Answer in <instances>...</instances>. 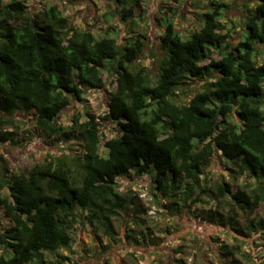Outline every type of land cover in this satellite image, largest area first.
I'll return each mask as SVG.
<instances>
[{
	"label": "trees",
	"instance_id": "obj_1",
	"mask_svg": "<svg viewBox=\"0 0 264 264\" xmlns=\"http://www.w3.org/2000/svg\"><path fill=\"white\" fill-rule=\"evenodd\" d=\"M114 1L121 21L134 24L131 1ZM207 1L212 9L190 38L166 26V53L154 77L137 63L148 45L145 35L120 46L74 27L60 4L32 17L23 0H0V143H14L17 128L4 130L15 126L17 114H32L43 135L79 142L81 153L66 150L18 174L0 155V216L10 224L0 226V264H48L47 254L67 260L60 250L72 246L77 209L114 239V219L133 203L118 191V180L133 171L152 176L161 199H173L162 205L170 212H180L179 202L195 203L196 189L216 200L230 196L250 213L264 207V0L247 1L256 7L236 47L221 21L225 3ZM197 81H205L203 90L183 102ZM108 85L115 89L104 118L87 113L84 120L75 115L70 126L59 123L73 100L83 102L85 91ZM100 120L116 124L118 135L105 139ZM217 155L246 179L243 187L208 186L207 169ZM251 228L264 231V219Z\"/></svg>",
	"mask_w": 264,
	"mask_h": 264
},
{
	"label": "rangeland",
	"instance_id": "obj_2",
	"mask_svg": "<svg viewBox=\"0 0 264 264\" xmlns=\"http://www.w3.org/2000/svg\"><path fill=\"white\" fill-rule=\"evenodd\" d=\"M23 1L32 17L54 4H60L74 27L91 30L97 38H115L120 46L129 45L138 34L145 35L148 45L137 63L146 67L154 77L157 75V61L166 53L161 39L166 26L172 23L183 39L190 38L204 25L206 11L212 9L207 0H183L180 6L173 5V0H142L139 4L130 0L131 6L134 5L135 22L126 24L121 21V7L114 0L72 3L69 0ZM220 1L227 7L223 8L222 24L231 36V46L236 47L246 33V20L256 7L255 2ZM176 7L180 10L174 14ZM259 53V60L263 61L264 44L259 45ZM109 65L106 63L105 66L108 68ZM204 84L205 81H197L189 85V91L181 100L188 102L195 93L203 90ZM114 89L108 85L105 91H85L83 102L73 100L59 123L70 126L75 115H81L84 120L87 113L104 118ZM17 115L15 126L4 130L12 132L17 128L14 143H0V155L11 173L28 172L47 157L59 156L66 150L81 155L79 142L50 139L36 128L32 114ZM100 122L105 139L118 135L116 124ZM101 153L104 156L105 150L102 149ZM232 168L217 155L207 169L208 186L225 181L243 187L246 179L234 174L230 170ZM252 184L255 188L254 181ZM117 189L132 198L133 203L114 219V239L107 238L97 227L89 224L85 213L77 209L76 222L70 231L72 246L68 250H60L67 260H56L47 254L48 264H233L231 259L239 264H264V231L251 228V223L258 225L260 219H264V207L250 213L236 205L230 196L216 200L210 191L201 193L196 189L192 198L195 203L183 207L179 202L180 212H170L162 205L169 206L173 199H161L152 176L139 175L134 171L118 180ZM9 225L1 214L0 226Z\"/></svg>",
	"mask_w": 264,
	"mask_h": 264
}]
</instances>
